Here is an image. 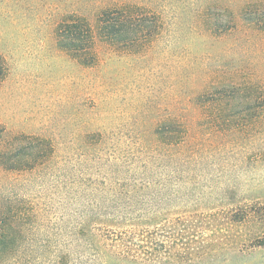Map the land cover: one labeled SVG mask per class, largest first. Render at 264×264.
<instances>
[{"label": "rangeland", "instance_id": "374dc122", "mask_svg": "<svg viewBox=\"0 0 264 264\" xmlns=\"http://www.w3.org/2000/svg\"><path fill=\"white\" fill-rule=\"evenodd\" d=\"M120 4L160 24L135 51L97 32ZM250 6L264 0H0V151L19 134L53 148L33 170L0 165V204L20 214L0 264H264V110L243 92L202 103L218 84L264 94ZM66 15L91 23L94 64L58 47ZM173 119L184 133L153 135Z\"/></svg>", "mask_w": 264, "mask_h": 264}, {"label": "trees", "instance_id": "16d2710c", "mask_svg": "<svg viewBox=\"0 0 264 264\" xmlns=\"http://www.w3.org/2000/svg\"><path fill=\"white\" fill-rule=\"evenodd\" d=\"M254 15H257L256 17ZM251 16H253L251 18ZM243 18L249 24L264 30V7L250 6L244 12ZM96 28L102 41L109 46H117L123 50L135 51L136 46L143 47L157 34L160 28L158 19L150 15L145 9L135 5L120 4L101 10L96 19ZM55 40L62 50L68 52L82 66L94 64L97 57L95 48V34L91 23L80 16L66 15L55 24ZM7 74L5 60L0 55V82ZM234 92H243L246 110H264V94L257 88L248 85L218 84L212 93L204 96L202 103H217L221 99L234 100ZM221 107V106H219ZM251 119V118H250ZM250 121V120H249ZM176 127L157 128L153 135L160 137L162 142H172L173 138L162 137L165 133H184L176 119L169 122ZM178 127V128H177ZM3 130L0 129V138ZM157 144V143H156ZM156 148V147H155ZM53 154V148L48 140L37 136L15 135L11 139L10 148L0 151V165L7 173L33 170L43 165ZM19 212L5 211L0 204V255L15 254L20 241V228L17 225ZM114 246V245H113ZM264 248V241L259 244ZM102 254V253H101Z\"/></svg>", "mask_w": 264, "mask_h": 264}]
</instances>
